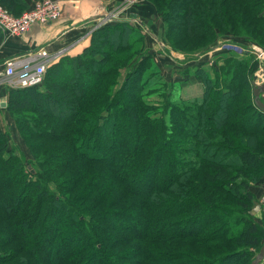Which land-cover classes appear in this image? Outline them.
I'll list each match as a JSON object with an SVG mask.
<instances>
[{"label":"trees","instance_id":"trees-1","mask_svg":"<svg viewBox=\"0 0 264 264\" xmlns=\"http://www.w3.org/2000/svg\"><path fill=\"white\" fill-rule=\"evenodd\" d=\"M150 1L172 50H181L176 43L185 36L201 42L195 50L209 49L226 32L237 44L264 48V0ZM179 3L186 7L183 36L170 23ZM29 4L0 0L15 16ZM119 31L115 54L96 48L102 35ZM3 37L0 30V43ZM90 39L81 53L48 66L41 86L6 93V110L31 156L26 127L48 144L44 161L36 155L35 170L15 154L9 129L0 126V264H252L264 244V225L251 215L258 198L250 188L264 181V112L254 104V58L228 54L213 68L196 67L202 96L184 98L180 84L168 83L152 64L138 26L105 23ZM118 77L123 82L114 89ZM75 81L87 87L74 96L72 118L53 123L51 133L37 105L56 101V89ZM19 97L39 100L26 107L32 117L18 112ZM125 114L139 126L130 134L135 153L117 151L112 138L107 160L80 149L83 141L91 144L92 129L105 138L126 137ZM138 173L146 174L143 191L135 190ZM64 178L63 185L56 182ZM67 231L73 234L65 239Z\"/></svg>","mask_w":264,"mask_h":264},{"label":"crops","instance_id":"crops-1","mask_svg":"<svg viewBox=\"0 0 264 264\" xmlns=\"http://www.w3.org/2000/svg\"><path fill=\"white\" fill-rule=\"evenodd\" d=\"M59 3L61 8V16L58 20L45 23V25L35 24L22 34L21 36L11 37L5 36L0 43V125L3 127L11 128L10 116L6 110L7 99L6 93L11 89L4 82L3 78V63L7 59L17 56L26 57V54L32 53L38 49H45L51 57L57 56L52 59L51 63H57L63 56H72L79 54L82 50L89 46L91 33L95 30L94 24L98 18H102L107 13L112 12L118 7L123 0H114V3H109V0H54ZM34 1L30 0V4ZM29 4V5H30ZM111 6V7H110ZM132 6L125 12L121 11L117 14L116 18L107 22L125 21L128 23L136 22L139 25L142 33L145 35L146 46L150 52L160 49L165 54H168L176 64L171 63V67L166 64L164 59L163 65L157 63L156 59L152 60V64L157 66L160 76L163 77L168 83L180 84L182 95L190 97L202 96V85L199 80L193 77V70L200 66L203 70L210 69L216 66L219 58H224L228 54L237 55L239 58H246L248 48L258 49L255 45L246 44L240 45L231 40V38H219L213 47H210L203 52L195 53L193 56L187 58L179 52L169 51L166 42L156 32L148 28L147 23L141 19L139 13L131 11ZM130 9V11H129ZM117 11V10H116ZM115 11V12H116ZM136 19V21H133ZM151 39L153 42L149 41ZM249 45V47H248ZM240 49V50H237ZM158 52V51H155ZM238 52V53H237ZM244 56V57H243ZM187 58V59H185ZM239 58V59H240ZM186 60V61H185ZM219 63L221 61H218ZM192 63V64H190ZM180 73L177 69H182ZM188 72V73H187ZM263 72V71H262ZM187 73V74H185ZM254 73V72H253ZM253 75V74H252ZM258 83L264 79L263 74L258 73ZM258 198V204L252 211V216L255 220L264 225V181L254 184L250 188Z\"/></svg>","mask_w":264,"mask_h":264},{"label":"rangeland","instance_id":"rangeland-1","mask_svg":"<svg viewBox=\"0 0 264 264\" xmlns=\"http://www.w3.org/2000/svg\"><path fill=\"white\" fill-rule=\"evenodd\" d=\"M109 1H110L109 3H114V0H109ZM180 3H181V1H180ZM180 3H179V6L177 7L178 9H175L173 12H171L170 23L172 24L173 33H176L180 36H183V34H185V28H184V22L182 19V15H183V13H185L186 7H185V5L183 6ZM130 6H132L130 8L131 11H133L136 14L139 13L141 19L144 20L145 23H147L148 28H150L152 31L156 32L157 34H159L160 37H162L164 42H166L167 47L169 48V51H173V54L175 52H179V54H182V55H184V57L189 58V57L193 56L195 53H198V52L200 53V52H203V50L205 48L207 49V47H205V48H203V50L199 49L200 51L195 50L197 47H199V44L201 42L198 41L197 39H193V38L187 39L185 36L184 38L181 37V40L179 39V42L176 43L177 44L176 47L180 48L181 50H179V51L178 50L177 51L172 50L169 47L168 41L165 37L166 25L162 21V17H161L160 12L158 13L157 9L154 7L152 1H150V0H133L130 3V5H126L125 0H123L122 3L118 7H116V9H114L112 12H115L116 10H121V11L125 12L126 10H128V8ZM130 9H129V11H130ZM133 21H136V19H134ZM192 22H193L192 23L193 25H196V27H195V30H196L199 27V23H198L199 21L198 20L196 21L195 19H193ZM102 23L101 24L99 23V24L102 25ZM103 24H105V23H103ZM131 24H134L135 26L139 27V25L136 22L131 23ZM222 37H224V39L231 38V37L235 38V36L233 34H229L228 32H226L225 36H221L219 38H222ZM219 38H217V40ZM234 38H231V40H233ZM100 39H101V42L96 43V48H98L104 52L111 53V54H115V52H117V50H119L118 45L123 40L121 31L115 33L112 36L110 34H104L100 37ZM148 39H149V37H148ZM217 40H216V42H217ZM227 40H229V39H227ZM235 40H237V39L235 38ZM149 41H151V43L153 42L151 39H149ZM174 44H175V41H174ZM249 44L255 45L254 43H249ZM152 47H153V50H152L153 52H151L153 55L152 60L156 59L157 63H160L161 65H163L164 62L162 60L164 59V61H166V64L169 65V68L172 66L171 63L174 64V66L177 64V62H176V64L173 63L174 61L171 60V57H169L168 54H165L160 49L154 50V46H152ZM185 47H187V49H184ZM248 47H249V45H248ZM255 47L260 48L261 46L259 47V46L255 45ZM182 50H184V51H182ZM237 50H240V49H237ZM248 50H252L251 46H250V48H248ZM155 51H158V52H155ZM185 51H187V52H185ZM247 54L248 55H246V58H240V56H239V58L241 60H246L250 56L254 58L253 62L255 65L253 66V68H254L253 72L254 73L251 76L252 77L251 82L252 81L257 82V80H258L257 75L259 72L260 73L262 72L261 68H260L261 62L257 60V57L254 54L248 53V52H247ZM235 56L237 57V55H235ZM187 58H185V59H187ZM190 64H192V63H190ZM100 67H103V66L102 65L97 66L96 69H94V70L96 72H99L101 69ZM177 70L180 71L179 74L183 73V68L177 69ZM55 74L57 75L56 72H55ZM120 77H118V80H116L117 84L114 86V89H119V87L121 86L123 81H122V78H120ZM62 78L63 77L61 76L57 82H61ZM76 82L77 81L70 82L69 84H66L65 86H67V90H62L61 88L56 89V94H55L56 101L48 99V101L44 100V101L40 102L39 100L32 98V97H27L25 99H22L21 97L15 98L17 105L21 106V108L18 109L19 110L18 112L22 113L23 115L24 114L29 115V112L27 111L26 107L31 108L33 106L32 105L33 103H35V102L37 103L39 101V103L37 105L38 111H40L42 113V116L48 115V117H43L44 121H46L47 123L42 124V125L47 130L50 128L51 133H52L53 129H55V127H53V125H52L53 123H55V122L59 123V122H62V120L68 121L72 118V116L74 114L73 108H75V106H76V104L73 103L74 96L80 95V90L87 87V84H85V83H79V82L76 83ZM251 86H252V84H251ZM72 88H73L74 92L71 90ZM126 92H128L127 94H129L128 98H131V94H130L131 92H129V90H126ZM182 96L184 98L188 97L185 95H182ZM81 110L84 111L85 109L81 108ZM29 117H32V116L29 115ZM10 120H11V125H12L10 129L8 128L9 129L10 142H12V144L10 146L12 147V149L15 150V154L17 156L22 157L24 161H31L33 168L35 170L38 169V166L36 164V161H37L36 155H38V157H39V159H41V161L45 160V158H46L45 153L47 151V149H46L47 146L45 147V145L48 144V142H46L45 140H41V139H44L42 137L36 138L35 135L34 136L31 135V133H30L31 131L27 127L25 128V132H27L29 134V136H28L30 138L29 141L33 145L34 150H35L34 151L35 152V154H34L35 158H34L29 153V149L27 148L26 143L22 140L21 135L19 134L18 128H16V125L14 123V120L12 118H10ZM123 120H127L128 124H129V121L132 122L129 115H127V114H125V116L123 117ZM132 124H133V122H132ZM132 124H129V126H128L130 131L126 137L121 132H118L113 137H106L105 138L99 132L94 131V129H92L91 133H90L91 137L89 138V139H92V142L90 141L91 144H89V146H88V141H83V143L80 144V149L82 150L83 148H85L91 154L92 153L96 154V155H102L103 154L107 160V159H109V156H108L107 151L105 150V144L109 138H112L115 141V144H116L115 147H116V149H118L117 151H120V152L125 151V152L131 153V154L135 153V150L138 147V145H136L137 142L135 141L134 138H132V135H130V134L133 133L134 130H137L139 128V126H137L136 124H134V126H133ZM2 128L4 130H6L7 126H5V127L3 126ZM44 132H45V130H44ZM46 134H48V136H50V133H46ZM48 136H46V137H48ZM180 139H183V137H181ZM142 174H143V176H142ZM144 174L145 173H138L137 174L138 181L140 183H138L136 185L135 190H136V188L138 190H141V191L146 189V187H147L146 184H148V183H146L145 180L142 179L144 177ZM64 181H65V178L61 179V180L58 179L56 182L63 185ZM52 187H53V185H52ZM253 209L251 210V215H252ZM58 216H59L58 222L63 221L64 216L60 212H59ZM114 220L115 219H111L110 222L113 221V223H114ZM135 222H136V220L132 221L131 219H129V220L123 219V221L122 220L120 221L121 224L127 223L130 225H131V223L136 224ZM195 223L197 225H199V222L195 221ZM72 234H73L72 232L67 231L63 237L65 239H67ZM41 242H42L43 247H45L46 241L41 240ZM263 264H264V261H263Z\"/></svg>","mask_w":264,"mask_h":264},{"label":"built area","instance_id":"built-area-1","mask_svg":"<svg viewBox=\"0 0 264 264\" xmlns=\"http://www.w3.org/2000/svg\"><path fill=\"white\" fill-rule=\"evenodd\" d=\"M133 0H125L126 5H130ZM121 10L109 12L98 21L93 29L99 28L102 22L107 23L114 18ZM61 16V8L59 3L54 0H37L30 8L24 10L19 15H13L3 7L0 8V30L5 36L17 37L27 32L32 25L53 22ZM105 20V21H104ZM100 23V24H99ZM102 23V24H103ZM250 53L257 57L261 62V71H264V48L249 50ZM48 55L47 50L38 49L32 53L26 54V57L17 56L9 58L3 63V78L6 85L11 89L33 88L42 85L46 68L51 63L52 59ZM263 61V62H262ZM260 70V69H259Z\"/></svg>","mask_w":264,"mask_h":264},{"label":"water","instance_id":"water-1","mask_svg":"<svg viewBox=\"0 0 264 264\" xmlns=\"http://www.w3.org/2000/svg\"><path fill=\"white\" fill-rule=\"evenodd\" d=\"M258 81V80H257ZM252 91L254 97V104L260 111L264 112V79L261 82H251ZM261 249L253 258L252 264H263L264 261V244L260 247Z\"/></svg>","mask_w":264,"mask_h":264},{"label":"bare ground","instance_id":"bare-ground-1","mask_svg":"<svg viewBox=\"0 0 264 264\" xmlns=\"http://www.w3.org/2000/svg\"><path fill=\"white\" fill-rule=\"evenodd\" d=\"M263 72H264V71H263ZM263 72H261V73L263 74ZM261 73H260V74H261Z\"/></svg>","mask_w":264,"mask_h":264}]
</instances>
